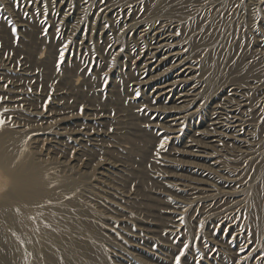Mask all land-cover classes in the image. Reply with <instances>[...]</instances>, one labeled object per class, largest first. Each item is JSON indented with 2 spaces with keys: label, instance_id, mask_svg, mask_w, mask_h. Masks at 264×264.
<instances>
[{
  "label": "rangeland",
  "instance_id": "1",
  "mask_svg": "<svg viewBox=\"0 0 264 264\" xmlns=\"http://www.w3.org/2000/svg\"><path fill=\"white\" fill-rule=\"evenodd\" d=\"M163 24L193 67L182 108L153 93L171 59L142 73ZM242 104L222 141L217 105ZM0 128L49 183L29 196H61L33 225L54 263L264 264V0H0Z\"/></svg>",
  "mask_w": 264,
  "mask_h": 264
},
{
  "label": "bare ground",
  "instance_id": "2",
  "mask_svg": "<svg viewBox=\"0 0 264 264\" xmlns=\"http://www.w3.org/2000/svg\"><path fill=\"white\" fill-rule=\"evenodd\" d=\"M168 26L169 24H163L154 27L151 32L143 31L144 35H149V44L144 57H141L142 73L149 74L152 72L151 69L153 67L157 68L162 61L171 59L173 61L172 67L178 71L176 79L164 80L158 83L153 88V93L156 97H166V99H170V102H174L177 105L182 104L179 106L175 104L177 108H182L196 96V93L189 92L191 89H186L188 79L180 77L182 74L191 73L193 67L185 63L186 59H180L181 53L172 47L173 43L171 40L173 39V35L170 33ZM147 79L146 77L142 81L145 82ZM179 86L181 87L179 88ZM242 106L243 104L239 105L238 108L230 107L229 109H225L217 105V109L219 108L220 111L216 110L217 116L209 124L215 130L216 137L219 136L222 139H226L228 138L227 131H236L241 121L239 114ZM171 120L176 122V118H172ZM6 135L7 131L0 128V166L5 167L7 173L10 175L14 192L20 199L19 202L8 201L0 203V247L4 249V253L6 254V264H33L34 262L36 264H57L54 263V256L51 253L43 250L44 248L42 249L41 245L38 246L42 233L45 231L44 225L42 226L40 221H37L34 227L33 225L35 224L34 219L38 217L35 210L51 207L52 204H58L57 201L60 200L61 196L58 193L56 197L54 196V199H46L44 201H36L29 196L30 194H34V196L39 195L50 189L48 187L49 183L34 171L35 166L31 158L27 156V153L20 151L21 154L16 159V152L19 150L17 143L19 142L20 135L16 133L13 135L12 138L15 139V146L12 147L6 146L4 140ZM217 139H212L209 143L215 145ZM191 145L194 146V144ZM194 156L204 157L206 155L194 154ZM55 181L60 180L55 179ZM33 251H36V255L30 259L28 254ZM2 256L4 257V254Z\"/></svg>",
  "mask_w": 264,
  "mask_h": 264
},
{
  "label": "snow or ice",
  "instance_id": "3",
  "mask_svg": "<svg viewBox=\"0 0 264 264\" xmlns=\"http://www.w3.org/2000/svg\"><path fill=\"white\" fill-rule=\"evenodd\" d=\"M164 146V141H161V145H160V147H163ZM177 264H179V259H180V257L179 256H177Z\"/></svg>",
  "mask_w": 264,
  "mask_h": 264
}]
</instances>
